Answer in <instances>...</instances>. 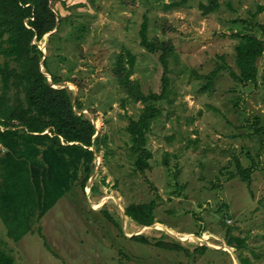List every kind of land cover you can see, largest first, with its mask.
I'll return each mask as SVG.
<instances>
[{"label": "rangeland", "instance_id": "1", "mask_svg": "<svg viewBox=\"0 0 264 264\" xmlns=\"http://www.w3.org/2000/svg\"><path fill=\"white\" fill-rule=\"evenodd\" d=\"M215 1L218 8L204 13L209 0H49L56 27L33 42L62 82L53 84L43 63L41 69L53 86L72 93L96 134L107 135L108 147L97 153L85 189L78 183L40 220L33 218L19 241L0 219V247L15 264H236L239 253L264 264V131L254 130H264V51L256 84L234 80L224 69L201 89L220 65L237 71L233 34L264 40L258 28L264 9L257 12L264 0ZM145 19L147 38L172 51L167 97L155 103L160 115L147 132L150 168L140 172L126 128L144 103L127 96L114 69L123 55L130 79L145 94L160 93V51L140 44ZM234 157L243 167L256 164L249 182L236 175ZM157 196L152 225L125 216L127 205ZM200 226L205 229L197 235ZM228 227L246 238L245 247L226 244ZM158 240L177 242L188 253L160 248Z\"/></svg>", "mask_w": 264, "mask_h": 264}, {"label": "trees", "instance_id": "2", "mask_svg": "<svg viewBox=\"0 0 264 264\" xmlns=\"http://www.w3.org/2000/svg\"><path fill=\"white\" fill-rule=\"evenodd\" d=\"M201 7L208 13L217 9L218 3L209 0L208 5ZM263 9L264 6H259L257 12ZM56 24V14L49 0H0V56L5 58L0 62V219L7 227V235L15 241L31 232L33 218L40 220L75 185L79 183L80 188L85 189L95 166L94 154L108 147L107 135L96 134L94 123L80 113L81 104L77 100L73 103L72 93L67 88L53 87L40 70L44 54L33 41H41ZM59 25L60 22L56 31ZM258 28L264 35V23L258 24ZM140 34V44L147 51H160L163 65L160 93L149 91L145 94L139 82L130 79L131 71L123 65L121 54L114 71L127 96L144 103L138 119L131 120L126 128L135 158L134 168L143 172L150 168L149 160L153 156L146 144L150 124L160 115L155 103L167 97L170 83L167 59L172 46L147 38L146 19ZM233 37L238 40L234 54L237 71L220 65L207 75L202 90L209 89L218 71L224 69L234 80L256 84V62L264 51V40L252 33H235ZM126 57L132 67L134 56L127 52ZM43 66L53 84L62 82L60 76L50 70L46 58ZM12 89L13 94H9ZM254 130L264 131L256 125ZM233 160L236 175L249 182L256 164L252 162L249 167H243L237 158ZM90 189L95 192L96 185ZM158 199L159 196L147 203L129 204L124 214L139 225H152ZM204 229L200 226L197 235ZM129 237L147 243L138 235ZM245 239L233 235L231 227L227 228L225 242L228 246L241 249L245 247ZM155 245L188 253L177 242L158 240ZM198 249L203 251L206 247ZM238 259L241 264H252L251 258L241 253ZM0 264H15L1 247Z\"/></svg>", "mask_w": 264, "mask_h": 264}, {"label": "water", "instance_id": "3", "mask_svg": "<svg viewBox=\"0 0 264 264\" xmlns=\"http://www.w3.org/2000/svg\"><path fill=\"white\" fill-rule=\"evenodd\" d=\"M46 35V34H45ZM48 35V34H47ZM47 35H46V38H47ZM43 60H44V58H42V61H41V65H40V70H42L41 69V67H42V63H43ZM45 75V74H44ZM45 76H47V75H45ZM53 86V85H52ZM53 87H55V86H53ZM61 88H65V87H61ZM93 122V121H92ZM94 123V122H93ZM95 125V124H94ZM93 149V148H92ZM95 155V158H96V155H97V153H95L94 154ZM233 257H234V260H235V262H236V264H239V260H238V258L236 257V256H234V254H233Z\"/></svg>", "mask_w": 264, "mask_h": 264}]
</instances>
